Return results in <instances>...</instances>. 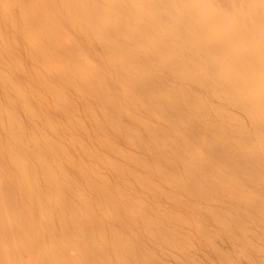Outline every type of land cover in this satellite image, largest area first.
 <instances>
[{
    "label": "bare ground",
    "instance_id": "bare-ground-1",
    "mask_svg": "<svg viewBox=\"0 0 264 264\" xmlns=\"http://www.w3.org/2000/svg\"><path fill=\"white\" fill-rule=\"evenodd\" d=\"M147 242L264 264V0H0V264Z\"/></svg>",
    "mask_w": 264,
    "mask_h": 264
},
{
    "label": "rangeland",
    "instance_id": "rangeland-1",
    "mask_svg": "<svg viewBox=\"0 0 264 264\" xmlns=\"http://www.w3.org/2000/svg\"><path fill=\"white\" fill-rule=\"evenodd\" d=\"M15 45L16 44H13L12 46H14V51H18L17 52L18 57L20 55V58L19 59L22 62H25V64L31 65V63H29V62L26 63V60L27 59L25 58L24 54H20V52L22 53V50L20 48V45L17 48H16L17 45L16 46ZM29 71H31V70H29ZM21 77L24 78V76H22V75H21ZM83 140H85V139H83ZM69 151L72 152V149L70 148ZM130 151L133 152L136 155H139V157H143L144 159H149V157L151 156L150 153H149V155L148 154L147 155H143L144 153H141L138 149H130ZM97 166H100V164L97 163ZM163 207L167 211L171 210L170 203H167L166 202L163 205ZM131 235H134L135 236V235H137V233H133ZM146 246L148 248H150V251H152V253L156 254V260L160 259L163 262H165L166 264H178V261L180 260L179 258L181 256H183V254L182 253H179L178 251H171L169 249L168 250H165V251L164 250L161 251L160 248H156L154 246L151 247V244L149 242L146 243ZM219 248L222 250V252H226L228 250V246L225 243H219ZM11 249L13 251H15V252L18 250V248H16L15 246H13V247L11 246ZM189 253L193 254L194 257L196 258V260L200 264H218V262L216 261V258L212 255V253L210 252V250L207 247H205V246L200 247L198 249H194V250L190 249L189 250ZM69 254H71V253H69ZM239 264H250V263H248L245 260H242Z\"/></svg>",
    "mask_w": 264,
    "mask_h": 264
}]
</instances>
